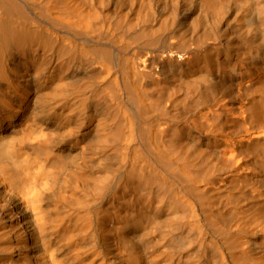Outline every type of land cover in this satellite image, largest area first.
<instances>
[{"label":"bare ground","instance_id":"1","mask_svg":"<svg viewBox=\"0 0 264 264\" xmlns=\"http://www.w3.org/2000/svg\"><path fill=\"white\" fill-rule=\"evenodd\" d=\"M0 264H264V0H0Z\"/></svg>","mask_w":264,"mask_h":264}]
</instances>
